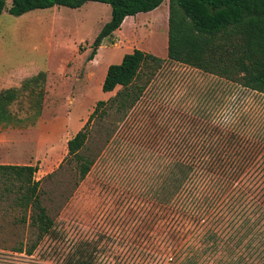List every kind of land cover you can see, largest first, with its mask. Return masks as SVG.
I'll use <instances>...</instances> for the list:
<instances>
[{
	"label": "rangeland",
	"instance_id": "rangeland-1",
	"mask_svg": "<svg viewBox=\"0 0 264 264\" xmlns=\"http://www.w3.org/2000/svg\"><path fill=\"white\" fill-rule=\"evenodd\" d=\"M167 9L164 0L150 13L136 14V25L130 27L129 20L122 32L105 38L92 60L91 43L110 18L108 4L89 1L78 8L0 14V91L18 89L9 106L12 120L0 123V163L34 165L36 180L58 167L68 139L96 101L119 88L102 91L106 63H119L134 48L164 59L141 99L123 116L107 109L104 120L95 117L90 123L84 151L93 155V164L78 185L68 166L55 183L44 180V204L56 232L45 235L32 255L12 250L34 235L0 205V264H75L80 258L90 264H166L175 238L172 209L179 202L164 206L157 200L163 166L177 157L179 143L200 142L197 133L205 126L239 132L256 163L245 173L242 191L235 186L230 198L212 206L186 245L198 244L202 236L196 234L207 230L215 236L208 242V264H264L259 211L264 188L256 181L263 171L258 164L264 158V94L168 60ZM105 127L111 130L107 140ZM228 137L214 133L206 141H223L228 152ZM238 191L241 198L247 195V204L233 203Z\"/></svg>",
	"mask_w": 264,
	"mask_h": 264
},
{
	"label": "trees",
	"instance_id": "trees-1",
	"mask_svg": "<svg viewBox=\"0 0 264 264\" xmlns=\"http://www.w3.org/2000/svg\"><path fill=\"white\" fill-rule=\"evenodd\" d=\"M88 1L110 6L109 20L91 43L88 56L91 60L103 39L118 29L126 16L151 11L164 0H0V14L7 11L12 15H21L29 10L53 6L78 8ZM167 3L168 60L264 94V0H167ZM163 61L159 56L134 48L124 53L119 63L109 64L101 89L110 92L119 88L106 100L96 101L83 126L68 139L66 155L58 167L41 179L34 178V165L0 163L1 210L6 215L11 214L13 222L29 227L34 235L25 242L18 241L12 246L13 251L32 255L45 235L56 232L51 210L44 204L47 197V191L43 189L44 180L55 183L54 177L68 166L76 187L93 164V155L84 151L90 123L95 117L104 120L108 115L107 109L123 116L141 99ZM17 97L16 88L0 91V123L12 120L9 106ZM221 129L203 127L201 134L197 133V138H201L200 142L197 141L199 144L195 141L179 143L175 147L177 157L164 163V177L156 193L157 200L164 206L174 200L179 202L178 208L172 209L175 225L171 233H175V238L170 260L166 264H208V242L214 241L215 236L206 230L196 234L202 236L198 244L186 245V242L207 220L212 206L220 199L230 198L235 186L242 191V185L247 183V179L243 181L244 175L256 163L254 158L249 157L250 151L244 142L241 144L243 137L239 132ZM110 131L109 127L104 128V140L108 139ZM214 133L221 138L229 136L228 152L224 150L223 141H206ZM261 143L260 150L263 151L264 140ZM258 166L263 171L262 177L256 181L264 188V158L260 159ZM240 191L233 203L242 200L247 204V195L241 198L243 194ZM259 211L260 218H264V205L260 204ZM245 217L248 218L247 215ZM215 246L220 247V241H216ZM73 263L90 264V260L80 258Z\"/></svg>",
	"mask_w": 264,
	"mask_h": 264
},
{
	"label": "crops",
	"instance_id": "crops-1",
	"mask_svg": "<svg viewBox=\"0 0 264 264\" xmlns=\"http://www.w3.org/2000/svg\"><path fill=\"white\" fill-rule=\"evenodd\" d=\"M88 2H89V1H88ZM94 2H96V1H94ZM99 3H100V2H99ZM153 10H154V9H153ZM151 11H152V10H151ZM151 11H148V12H146V13H150ZM137 14H138V13H137ZM139 14H143V12H139ZM139 14H138V15H139ZM129 20H130V22H129L128 24L130 25V27L135 26V25H136L135 21L138 20L136 14H135V15H128V16H126V17L124 18V20L122 21L120 27H119L118 29H116L115 31H113V33H112L111 35H116V34L122 32V28H124V26L126 25V23H127ZM111 35H109V36H107V37H110ZM107 37H105V38H107ZM105 38H104V39H105ZM104 39H103V40H104ZM102 42H103V41H102ZM166 44H167V37H166ZM100 48H102V43L100 44V46L98 47L97 50H99ZM122 56H123V55H122ZM93 58H94V57H93ZM93 58H92V59H93ZM121 58H122V57H121ZM92 59H91V60H92ZM98 61H99V60H98ZM109 63L111 64L112 61H109ZM109 63H106V65H105L104 68H103V71H102V72H104V75H105V73H106V69H107V66L109 65ZM104 75H103V73H102L101 76H100V79H102V81H103Z\"/></svg>",
	"mask_w": 264,
	"mask_h": 264
}]
</instances>
